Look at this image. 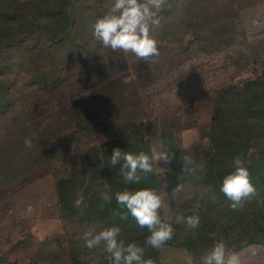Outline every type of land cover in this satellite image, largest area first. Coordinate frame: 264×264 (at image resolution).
I'll list each match as a JSON object with an SVG mask.
<instances>
[{"label":"rangeland","instance_id":"obj_1","mask_svg":"<svg viewBox=\"0 0 264 264\" xmlns=\"http://www.w3.org/2000/svg\"><path fill=\"white\" fill-rule=\"evenodd\" d=\"M74 1L61 41L32 27L21 43L0 44L1 264H110L102 247L82 239L89 228L122 224L101 193L129 186L105 174V157L158 141L194 161L191 174L176 162L157 165L161 214H197L200 227L176 225L157 263L203 264L219 239L241 251L223 232L264 215V98L262 118H254L261 128L238 123L264 91V0H166L152 33L160 54L146 60L94 39L113 0ZM236 156L248 162L256 193L232 209L220 187ZM69 180L79 192L61 210L59 187ZM79 194L85 199L76 205ZM134 228L122 229L125 241L138 235ZM252 238L260 247L243 253L242 264H264V234Z\"/></svg>","mask_w":264,"mask_h":264},{"label":"clouds","instance_id":"obj_2","mask_svg":"<svg viewBox=\"0 0 264 264\" xmlns=\"http://www.w3.org/2000/svg\"><path fill=\"white\" fill-rule=\"evenodd\" d=\"M165 4L166 0H113L111 7L93 25V37L104 48L130 52L138 59L158 57V41L152 33L161 26L164 18L160 13ZM109 157L112 166L120 165V174L128 184H139L142 180L141 174L147 176L154 173L157 171V165L163 168L176 162L185 173L191 174L194 170L191 156L185 155L180 160L163 141L150 145L148 151H128L115 147ZM179 187L178 185L174 191H178ZM220 191L231 201L232 209L242 207L245 200L256 193L246 160L240 156L234 157L233 170L223 177ZM113 196L119 206L116 214L122 220L128 219L130 215L138 226L147 227L148 235L141 244L136 241L126 242L118 225L104 227L99 231L93 228L84 231L82 239L85 246L88 249L102 247L110 264H155L153 258L146 257V247L162 248L172 239L176 225H183L188 230L200 227V216L197 214L171 212L162 215L164 200L161 193L155 189L125 188L115 193H101L105 203H110ZM84 199L85 197L79 194L75 204H82ZM259 247L244 241L241 251H236L229 247L225 239H219L207 250L202 261L203 264H242V254L248 252L255 255Z\"/></svg>","mask_w":264,"mask_h":264},{"label":"trees","instance_id":"obj_3","mask_svg":"<svg viewBox=\"0 0 264 264\" xmlns=\"http://www.w3.org/2000/svg\"><path fill=\"white\" fill-rule=\"evenodd\" d=\"M74 0H32L24 3L21 2H11L1 1L0 2V44H7L8 46H14L18 43L22 42L24 37L32 36L31 28H36L37 30L44 29L47 31V34L51 36V38H55L60 36L59 40L61 41L65 36L66 27L63 21H71V24L74 22V18L71 14L72 5L74 4ZM35 30V29H34ZM260 98H264V91L255 92L254 95L250 98L249 103L250 107L247 105V111L242 116H238L239 124L244 125L246 129L253 130L254 127L261 128V125L258 124L254 119L256 117L262 118L260 114V108L257 103ZM262 112H264V104L262 106ZM214 121L218 123V120L215 118ZM135 146L131 147V150ZM137 151H140L139 148ZM111 155V154H110ZM105 157L104 164L105 174L108 177L121 178L119 168L120 165L111 166L110 159ZM100 162V161H99ZM116 170H115V169ZM264 175V171L261 172ZM142 175V180L139 184H128V188L136 190L140 188H152L155 189V173H150L147 176ZM121 180V179H120ZM264 182V181H263ZM127 184V183H126ZM79 181H63L61 186L59 187V196H60V208L61 210H65L66 207H71L74 202V196L78 194ZM121 189L123 190L122 184H119ZM76 188V189H75ZM110 209L112 210V215H116L118 211L117 203L115 198L111 200L110 203H107ZM109 215H111L109 213ZM250 219H244L236 227L231 228L228 232H223V236L229 238L234 244H238L237 248H242V242L247 241L248 243H254L255 239L252 236H260L264 234V230L261 227L264 226V215H251ZM128 228H124L127 226ZM120 226V225H119ZM135 227V228H134ZM121 229H137L134 235L130 234V239L127 242L136 241L141 244L144 243L146 236L148 235L147 227L142 229H138L137 224L130 215L128 219L122 220V224L120 226ZM230 228V227H228ZM253 233L254 235L248 233ZM212 233V232H210ZM209 233V234H210ZM249 236V237H248ZM126 239V237L124 236ZM165 245H171L170 241H167ZM164 245V246H165ZM188 248L187 246H184ZM161 249V248H160ZM160 249H155L151 247H146V252H150L152 255H149L150 258L155 260V264L157 263V257ZM189 250V248H188ZM148 257V256H147ZM4 262L0 259V264ZM73 264H82L76 258L73 259Z\"/></svg>","mask_w":264,"mask_h":264}]
</instances>
